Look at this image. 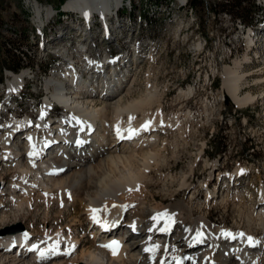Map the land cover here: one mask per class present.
I'll return each instance as SVG.
<instances>
[{"label": "bare ground", "instance_id": "1", "mask_svg": "<svg viewBox=\"0 0 264 264\" xmlns=\"http://www.w3.org/2000/svg\"><path fill=\"white\" fill-rule=\"evenodd\" d=\"M68 1L61 7L62 11L79 12L85 18L96 14L105 23L107 15L115 10L113 8L121 6L122 0ZM171 3V6L185 8L187 0H171ZM29 4L40 27L54 13L50 7L43 12L44 8L38 7L36 1ZM159 6L161 3L153 8ZM129 13L131 15L132 12ZM73 30L80 35V30ZM59 47H56L57 55L64 57L71 67L52 71L46 78L44 90L47 98L36 111L40 116L36 126L38 131H20L30 115L22 118L13 115L0 127V148L3 150H0V172L7 168L5 166H11L17 172L13 177L9 176L7 169L2 173L0 183L3 186L9 184L0 192V225L9 221L10 213L4 211L7 205L16 209L14 214L23 212L25 207L31 206L30 196L35 192L48 205L57 199L64 210L73 209L71 221L77 224L67 232L59 228L45 231V225L40 234L22 232L30 237L31 247L16 251L3 250L0 245V264H258L264 248V235L258 237L240 228L212 224L205 215L194 217L191 206L179 199L168 204L155 203L150 210L144 208L145 183L152 171L165 163L167 148L165 144L160 145L159 133L167 129L183 136L182 123L177 119L175 122L165 120L156 88L145 92L144 97L131 98L135 76L123 78L120 76L122 73H118L120 66H104L109 62L108 58L85 59L83 45L73 51V55L77 56L74 58L66 46ZM146 47H142V55L150 59L151 54L147 53ZM137 59L135 55L131 65H138ZM247 61L248 55H245L222 71L223 93L239 108L258 100V96L251 93L241 94V86L247 78L243 72ZM75 63L92 71V74L95 71L101 82L95 84L92 78L80 80L72 67ZM102 67L104 70L101 71ZM27 73L23 69L9 76L8 94L4 103L0 102V114L9 97L18 93L26 83ZM188 94L184 92L183 96ZM53 102L65 105L67 113L61 117H50L55 118L50 125V118L44 121L43 117ZM155 103L159 104L153 114L151 111ZM187 113L190 116V111ZM54 129L68 131V136L64 138L78 145H74L71 156L60 155L43 161L39 157V147L45 144L46 148L53 146L49 142ZM19 136L25 141L20 145L16 141ZM88 143L90 145L87 146ZM55 168L61 169L57 171ZM239 172L236 170L228 175V179L233 180ZM202 185L209 189L207 182ZM190 186L189 180L184 177L181 191H189ZM218 194V187H215L212 194L208 192L206 201L217 202ZM254 210H250V214H254ZM255 211L259 220L257 226L263 233L264 188ZM80 215L84 216L92 239L85 244L81 240L86 231H82L79 238L78 229L85 225ZM13 231L22 230L16 228ZM15 233L6 234L0 244ZM134 234L142 235L133 240ZM113 241L119 245H113L115 254L112 248L105 247ZM33 245L37 247L34 249ZM53 248L55 251H51ZM41 252L45 253L44 257H41Z\"/></svg>", "mask_w": 264, "mask_h": 264}, {"label": "rangeland", "instance_id": "2", "mask_svg": "<svg viewBox=\"0 0 264 264\" xmlns=\"http://www.w3.org/2000/svg\"><path fill=\"white\" fill-rule=\"evenodd\" d=\"M31 1H36L38 7L44 8L43 12L47 11L48 6H52L54 9L50 8L55 11L50 16L51 21L46 29L48 38L43 43L40 36L36 37L40 32L36 30L38 23L31 4L27 0H0L1 103L6 99L7 80L4 81V73L11 70L20 72L30 67L35 73L45 71L46 76L42 74L40 78L44 80L53 66L59 65L54 58L46 55L48 52L43 48L49 49L50 45H55L59 49L61 43L71 45L76 42L78 31L75 30L68 32L73 37L70 40L66 36L55 40L53 35L58 29L78 26L79 18L74 12L65 15L58 13L68 0ZM131 1V15L129 10H122L120 14L123 21L119 20L117 24L114 20L116 33L111 32L116 38L120 35L119 31H122L124 38L111 46L100 43V51L105 52L110 47L115 50V55L119 46L125 50L129 44H135V47L141 49L147 46L145 49L149 54L155 49L153 61L124 66L118 73H122L120 76L127 79L135 76L131 95L133 99L144 97L145 92L156 88L165 120L175 122L177 119L184 126L183 136H179L177 131L168 132L167 129L159 133L160 145L165 144L167 148L165 163L153 170L145 183L144 208L150 210L155 203L168 204L179 199L191 206L194 217L205 215L212 224L240 228L258 237L263 236L264 232L260 231L259 220L256 218L258 210L255 211L261 200V189L264 188V101H258L264 99L263 45H260V58L251 65H244L243 72L247 78L241 86L242 96L247 92L251 93L258 96L257 102L240 109L232 99L224 95L222 89L223 69L245 56L242 54L244 45L240 41L241 28L238 20L249 25L258 24L256 28L263 29L264 24L258 23L264 17L263 0H187L188 6L185 8L171 6V0ZM237 1L242 2L240 7L237 6ZM155 3H161V6L153 8L158 6ZM93 35L99 37L96 29ZM126 37L131 43L124 42ZM79 45L75 46L74 51ZM96 50H93V54L97 55ZM54 52L59 54L57 49ZM149 57L152 59V54ZM17 66L18 70H15L14 67ZM93 74L95 77L91 81L100 83L99 74L95 71ZM39 84L42 85V82L31 83L25 98L18 102L21 103V116L10 113L3 120H9L13 115L20 118L31 116L29 105L32 100L29 95L41 88ZM99 86L102 88V85ZM42 91L46 93L42 88L37 94L41 95ZM184 92L189 94L183 96ZM41 98L42 96L39 103ZM158 104L155 103L152 107L153 114L156 113ZM185 116L188 118L184 120ZM0 150L3 152L1 148ZM5 167L7 168L0 172V181L6 169L10 177L17 173L11 166ZM236 170H240L237 176L233 180L228 179V175L234 174ZM184 177H187L191 186L189 191L182 192ZM205 182L209 184L208 190L202 185ZM8 184L9 182L3 186L0 183L1 193ZM215 187L219 190L218 200L209 203L206 201L208 192L212 194ZM30 198L31 206L17 214H14L16 209L12 205L5 203L7 207L4 211L8 210L10 218L6 225H0V240H4L5 235L11 232L18 233L19 231H13L16 228L22 230L20 233L29 231L40 234L43 232V225L47 227L45 231L52 232L59 228L67 232L72 225L77 224L71 221L73 209L69 207L64 210L57 199L48 205L36 192ZM250 210H254V214H250ZM80 217L85 225L78 229L79 238L82 231H86L81 240L85 244L92 241L90 228L84 216ZM141 235L134 234L131 239L137 240ZM261 253L258 264H264V248ZM187 259L191 261L189 257Z\"/></svg>", "mask_w": 264, "mask_h": 264}, {"label": "snow or ice", "instance_id": "3", "mask_svg": "<svg viewBox=\"0 0 264 264\" xmlns=\"http://www.w3.org/2000/svg\"><path fill=\"white\" fill-rule=\"evenodd\" d=\"M94 211H95V210H94ZM240 235L243 236V233H241ZM248 239H249V241L252 240L251 237H249ZM113 245H115L116 247L119 246V245H118V242L113 241L111 245H105V247L112 248V250H113V254H115V248H113ZM36 247H37L36 245H33V248H34V249H35ZM51 251H55V248L51 249ZM40 255H41V257H44V256H45V253H44V252H41Z\"/></svg>", "mask_w": 264, "mask_h": 264}, {"label": "trees", "instance_id": "4", "mask_svg": "<svg viewBox=\"0 0 264 264\" xmlns=\"http://www.w3.org/2000/svg\"><path fill=\"white\" fill-rule=\"evenodd\" d=\"M253 1H254V0H253ZM241 3H242L241 1H237V6L240 7ZM239 20H240V19H239ZM18 67H19V66H17L16 68L14 67V69H15V70H18Z\"/></svg>", "mask_w": 264, "mask_h": 264}, {"label": "built area", "instance_id": "5", "mask_svg": "<svg viewBox=\"0 0 264 264\" xmlns=\"http://www.w3.org/2000/svg\"><path fill=\"white\" fill-rule=\"evenodd\" d=\"M28 2H31V0H27Z\"/></svg>", "mask_w": 264, "mask_h": 264}]
</instances>
